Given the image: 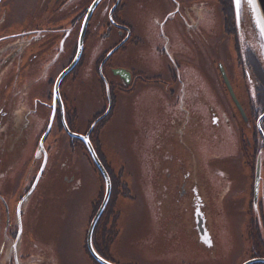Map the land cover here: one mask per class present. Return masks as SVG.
I'll use <instances>...</instances> for the list:
<instances>
[{
    "label": "rangeland",
    "instance_id": "rangeland-1",
    "mask_svg": "<svg viewBox=\"0 0 264 264\" xmlns=\"http://www.w3.org/2000/svg\"><path fill=\"white\" fill-rule=\"evenodd\" d=\"M33 4L34 0L13 2L14 20L4 28L7 34L21 37L22 11L25 5ZM191 6L192 3L188 9V28L204 34L205 42H209L205 43V49L213 55L224 34L219 0L195 3L193 11ZM256 21L251 9L242 3L240 21L235 19L238 57L234 55L232 42L228 45L230 56L227 42L219 43V60L223 61L238 96L241 88L244 92L243 71L246 78L248 71L255 77L251 65H256L255 73L264 79V48L261 47L264 37ZM158 32L154 28V37ZM103 38L98 39L102 42L98 48L87 42L85 62L64 83V86L71 84V93L64 100L66 111L72 115L78 113L74 123L76 135L94 129L92 139L97 151L105 158L113 175L120 177L130 190V196L120 195L115 200L116 234H106L107 240H114L113 244L96 239L97 249L113 264H241L247 250L243 236H246L251 172L249 176L250 170L244 166L239 119L236 116L233 122L230 120L232 108L224 95L217 62L212 63L215 58L208 57L207 50L204 61L200 60L187 42L189 60L183 67L185 97L183 94V97L171 98L172 83L151 85L144 84L143 80L133 82L121 93L114 90L116 79L111 73L112 68L120 65L117 64L120 51L101 66L110 49L106 46L110 41ZM72 42L75 43V39ZM22 47L19 43L18 49ZM170 49L175 52L172 46ZM66 51L67 47L61 43L58 62L57 55L53 54L54 59L43 57V62L33 68L36 72L33 78L42 80L38 98L31 94L13 96V91L20 88H16L15 83L26 86L30 67L24 64L0 66V106H7L5 111L13 115L7 119V126L5 123L2 127L0 157L10 162L0 166V182L5 177L7 184L14 186L10 193L14 201L21 193V190L15 193V189L21 184V188L24 187L23 177L39 171L41 160L37 151H42L37 150L38 138L47 127L50 118L47 104L52 103L46 98L51 85L45 84L54 75L52 70L63 64L58 69L61 71L68 65V61L63 62ZM166 51L162 42L152 48L142 47L141 59L145 58L146 63L131 59L130 64L134 67L139 64L151 79L169 80L172 64L167 61ZM248 54L253 59H248ZM69 56L71 58L70 53ZM98 117L101 121L97 124ZM55 140L56 135L52 133L47 142L53 144L48 151L51 158L45 174L42 171L38 177L41 181L33 201L28 203V210H24L26 205L21 207V218L19 213L18 216L12 213L9 233L18 230V234L17 238L11 236L5 240L6 263L94 264L85 252V244L95 210L93 203L101 195L105 197L106 184L94 170L86 144L71 148L67 138L61 135L58 147ZM171 143L175 144L173 151L169 148ZM220 171L226 176L224 180L220 178ZM169 174H173V179L168 180ZM16 176H19L18 181H15ZM176 178L179 185L185 181L188 188L161 192V185L171 184ZM197 191L209 204L210 209L205 203L203 212L207 233L213 238V254L207 252L197 238L193 195ZM101 229L104 230L102 226V232ZM3 234L0 231V236Z\"/></svg>",
    "mask_w": 264,
    "mask_h": 264
},
{
    "label": "flooded vegetation",
    "instance_id": "flooded-vegetation-1",
    "mask_svg": "<svg viewBox=\"0 0 264 264\" xmlns=\"http://www.w3.org/2000/svg\"><path fill=\"white\" fill-rule=\"evenodd\" d=\"M14 1L15 0H0V66H6L9 64H24L31 69H29L30 73L28 74L30 76L27 75L28 81L26 86L22 87V84L15 83L16 88H20L16 90L15 88L13 89L15 90L13 91V96L17 97L18 95L21 97H27L31 94L33 98H38V96L41 95L40 89L42 87V80L40 81L39 77H36L35 79L33 78L36 75L34 69L38 67L41 62H43V57H52L54 59L53 54L57 55L60 52L61 43L65 48L67 47L66 54L64 55L65 60L63 62H66L67 64L68 61V65H66L65 68L63 67L64 69L61 71L58 69L59 67L61 68L63 64H60L56 70H52V73L54 71L55 73L45 84V86L48 84L51 85V89L47 93L48 95L46 98L51 100L52 103L47 104V108L50 110L48 115V117H50L49 122L38 138L37 150L42 151L41 153L37 151V156L41 160L39 171L36 174L32 173L29 177H23L21 183L25 182L24 187L21 188L23 185L21 184L15 189V193L21 190L20 196L15 201V198L13 199L11 196L14 186L12 187L9 181L8 185L5 177H2L3 181L1 180L0 182V231L4 232V234L0 236V264H9L6 263L8 262V257L5 255L7 246V242H5V240L7 241L8 238H11V236L17 238L18 234V230L14 233L13 231L12 233H9L12 213L15 215L19 213V217L21 218V207L24 208L26 205L24 210H28V203L34 197L41 181H38V177L42 171H44L45 174L46 168L48 167V160L51 158L49 157L48 151L51 147H53V144L47 142L51 134L53 133L56 135L55 141L57 142L56 146L58 147H60L61 135L67 138L71 148L72 146L77 147V144L79 143L84 145V142L81 139L71 136V134H76L74 123L76 122L78 113L75 112V114L72 115L70 111H66V103L64 100H67L71 93V84L67 83L64 86V83L77 70V68L81 67L83 62H85V47L87 42H90L89 45L98 48L102 43L98 42V39L104 37V41H110L109 44L106 45L107 47H110V49L106 52L105 57H103L101 66L107 64L113 54L120 51V57L117 64L124 66L118 65L117 67L111 69V73L116 79V82L113 83L115 91L118 89L121 93H125L131 87L133 82L137 83L141 80H143L144 84L150 83L151 85L164 82L172 83L170 87L171 98L173 96L183 97V94L185 97L183 88L186 85V81L183 77V67L189 60L187 42L190 46L191 52L203 61L205 51L208 50V48L205 49V43L209 44L208 41L205 42L204 34L201 35V32L200 34L194 33L193 31L195 29L191 28V30H189L190 28H188V9L190 8V3H192L193 6L195 3H202L203 0H101L91 14L85 32L81 58L77 66L63 79L60 85V102L58 98L55 100L56 82L60 75L69 66H71L76 59L84 22L88 17L92 6L97 0H34V4L32 6L27 7V5H25V11H22L21 22L23 24V30L21 31V37H19V39L18 37L15 38L16 35L7 34L5 32L6 29H4L11 21L14 20L12 17V5ZM18 1L24 3V0ZM192 6L191 10L193 11ZM219 6L221 7L220 11L223 17L224 34H222V38L218 41V51L216 50L212 55L208 50L207 54L208 57L212 56L215 58L212 63L217 62L216 67L219 73L218 75L225 88L224 95L229 98L232 108L231 110L233 116L230 113V115L228 114L230 120L233 122L236 119V116L239 119L238 122L240 124V131L238 133H240L242 142V155L245 157L244 166L246 169L250 170L249 176L251 172V193L246 208V236H243L247 250L245 252L246 259L243 260L241 264H246L253 260L262 261L252 264H264V79L261 75L257 76L255 73V71L258 70L256 65H251V69L255 77L253 78L248 71V77L246 78V73L243 71L244 92L243 88H241V95L238 96L237 91L228 78V73L222 63L223 61L219 60L221 51L219 43L223 44L224 41L227 42V47L232 42L234 46V55L238 57L237 51H240V48L238 47V44L236 46L235 42L238 38L236 35V26L233 28L227 26V21L229 22L230 18L229 10H225L226 7L222 5L221 0H219ZM232 6L234 7L233 3ZM195 23L196 29H198L199 15H197ZM167 26L168 29L166 30ZM154 28H157L159 31L157 35L155 34V37L153 34ZM73 39H75V43L72 42ZM161 42L167 47L165 55L167 57V61L172 64V66L169 67V80L160 78L151 79L150 76L145 74L146 70L142 69L139 64L137 67L130 64L131 59H139L141 62L146 63L145 58L141 59L143 56L141 48H152ZM19 43H22L23 45L20 49H18ZM69 45L71 46V49L69 48ZM171 46L174 48L175 52L170 51ZM228 54L230 56L229 47ZM247 57L248 59H251L252 55L249 56L248 54ZM67 58H70V60H67ZM59 60L60 55H57V62ZM223 70L230 83L233 93L226 83L222 72ZM57 71L58 74L56 73ZM1 77L2 76L0 75V78ZM64 88L65 92L62 93ZM183 102L184 98L181 100V104L184 106L185 103ZM23 104L25 105V103ZM6 107L7 106L5 105L0 106V138L2 134V127L5 123L7 126V119L13 117V115H9V113L5 111ZM221 107L225 109V106L222 104ZM176 109H178V107H176ZM217 121L218 120L215 119L216 123ZM93 131L90 134L92 142ZM87 133L88 132L82 136H86ZM169 148L173 151L175 149V144L171 143ZM170 155L171 161L173 159V153L171 152ZM7 162H10L9 159L0 157V166L2 164H6ZM258 168L260 169V183L259 193L256 199V174ZM164 172L168 174V169H165ZM219 175L223 180L226 177L221 171L219 172ZM168 176V180L173 179V174H169ZM246 176L248 177L247 174L245 177ZM18 179L19 176H16L15 181H18ZM166 183V185H161V189L165 193L169 191L172 192L176 190V188H182L183 190L184 188H188L185 181L179 185L177 178L174 179V182L171 184H169L170 182ZM198 193V191L193 192V195H195L194 224L196 226L195 229H197L196 231L199 233L197 238L202 246H206V251L213 254V238L209 233H207L206 214L203 212L206 204L208 209L210 208L209 204L205 202L204 198ZM188 209L189 207H187L186 210ZM4 235L6 238H3ZM106 240L107 237L105 236L101 238V241L103 242H106ZM93 245L95 251L103 260L113 264L97 249L96 241L94 240ZM88 253L86 254L89 259L94 262V264H101L94 257H92L89 251ZM199 264L212 263L204 262Z\"/></svg>",
    "mask_w": 264,
    "mask_h": 264
},
{
    "label": "water",
    "instance_id": "water-1",
    "mask_svg": "<svg viewBox=\"0 0 264 264\" xmlns=\"http://www.w3.org/2000/svg\"><path fill=\"white\" fill-rule=\"evenodd\" d=\"M101 0H97L95 2V4L92 6V9L90 10V13L88 15V17L86 18L85 22H84V27H83V31H82V34H81V37H80V43H79V50H78V54L76 56V59L74 60V62L71 64V66H69L59 77V79L57 80L56 82V85H55V100L58 98L61 102V97H60V85L63 81V79L77 66L80 58H81V55H82V52H83V45H84V37H85V32H86V29H87V26H88V23H89V20H90V17H91V14L93 13L95 7L99 4ZM256 5H257V11L255 13V16L257 18V20L260 21V24L261 25H264V0H256ZM234 8H235V5H234ZM242 8V6H241ZM235 13H236V9H235ZM241 14V12H240ZM223 72V75H224V78L226 80V83L229 87V89L231 90L232 92V88L230 86V83L224 73V70L222 71ZM233 93V92H232ZM62 105V103H61ZM93 129H91L86 136H82V135H76V134H71V136L73 137H77L78 139H81L84 144H86L87 146V149L94 161V163L96 164L98 170L100 171V173L102 174V176L104 177L105 179V182H106V194H105V198L103 200V203L102 205L100 206L97 214L95 215V217L93 218L91 224H90V227H89V231H88V235H87V247H88V250L90 252V254L92 255V257H94L99 263L101 264H110L108 262H106L105 260H103L98 254L97 252L95 251V248H94V245H93V235H94V231H95V228H96V225L98 223V221L100 220L101 216L103 215L109 201H110V198H111V194H112V180H111V177L106 169V167L104 166V164L102 163V161L100 160L91 140H90V134L92 132ZM259 183H260V169L258 168L257 170V174H256V191H255V198L257 199L258 197V193H259ZM262 260H253V261H250L246 264H252V263H255V262H261Z\"/></svg>",
    "mask_w": 264,
    "mask_h": 264
},
{
    "label": "trees",
    "instance_id": "trees-1",
    "mask_svg": "<svg viewBox=\"0 0 264 264\" xmlns=\"http://www.w3.org/2000/svg\"><path fill=\"white\" fill-rule=\"evenodd\" d=\"M221 1H222V5L226 7L225 10H229V13H230V18H229V22L227 21V23H228L227 26L230 27V28H233V27H235V22H234L235 9H233L234 7L232 6L233 0H221ZM235 19H236V17H235ZM102 120H104V119H102ZM95 149H96V147H95ZM86 151H87V153L89 155V158H90V160H91V162L93 164L94 170H96V172L98 173L100 178L106 184L104 177L102 176V174L98 170V168H97L96 164L94 163V161H93V159H92V157H91V155H90V153H89L87 148H86ZM96 151H97V149H96ZM97 153H98L102 163L106 167L108 173L110 174V177H111V180H112V194H111L110 201H109V203H108L103 215L101 216L100 220L98 221V223L96 225V228H95V231H94V235H93V240L94 241H96V239L101 240V238L103 236L106 237V234L108 232L116 234V231H114V230H115V227H116V223L115 222H116V220L118 218V215L116 213H114V212H116L115 209H114L115 208V200L120 195L125 196V197L130 196V190L126 186V184L122 182L120 177L117 178L116 176L113 175L111 169L108 167V165H107V163L105 161V158L102 156V154L99 151H97ZM122 185L124 186L123 189H121ZM105 188H106V186H105ZM161 192H164V191L161 189ZM103 200H104V195H101L100 198H98L97 201H95L93 203V208L95 210H94V215H93L92 219L96 215V213H97L98 209L100 208ZM91 221H90V223H91ZM113 221H114V223H113ZM102 223H103V225H102ZM101 226L104 229V230L101 229L102 232L100 231ZM109 226H110V228H109ZM106 241L108 242L107 245L113 244V242H114L113 239L112 240L108 239ZM85 252L88 253L86 245H85Z\"/></svg>",
    "mask_w": 264,
    "mask_h": 264
},
{
    "label": "snow or ice",
    "instance_id": "snow-or-ice-1",
    "mask_svg": "<svg viewBox=\"0 0 264 264\" xmlns=\"http://www.w3.org/2000/svg\"><path fill=\"white\" fill-rule=\"evenodd\" d=\"M233 3L235 5L236 18L238 22L240 21V12H241L242 3L246 4L251 9L253 16L255 18V13L257 11L256 0H233ZM256 24L259 27V32L261 37H264V25H261L259 20L256 21ZM261 47L264 48V45H262Z\"/></svg>",
    "mask_w": 264,
    "mask_h": 264
}]
</instances>
